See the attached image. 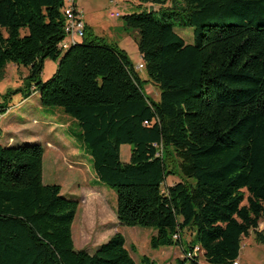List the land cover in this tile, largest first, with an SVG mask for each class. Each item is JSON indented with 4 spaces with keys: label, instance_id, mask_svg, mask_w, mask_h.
I'll list each match as a JSON object with an SVG mask.
<instances>
[{
    "label": "trees",
    "instance_id": "16d2710c",
    "mask_svg": "<svg viewBox=\"0 0 264 264\" xmlns=\"http://www.w3.org/2000/svg\"><path fill=\"white\" fill-rule=\"evenodd\" d=\"M139 1L161 6L124 17L159 101L91 26L64 49L66 0H0V81L9 64L29 69L6 97L38 92L78 123L97 178L117 194L119 224L154 229L153 249L180 246L176 264H201V253L240 264L243 238L264 244V0ZM177 26L194 28V44ZM47 59L58 69L43 81ZM8 109L0 103V117ZM43 160L40 144H0V264H137L120 232L93 254L75 250L80 201L43 183Z\"/></svg>",
    "mask_w": 264,
    "mask_h": 264
},
{
    "label": "rangeland",
    "instance_id": "374dc122",
    "mask_svg": "<svg viewBox=\"0 0 264 264\" xmlns=\"http://www.w3.org/2000/svg\"><path fill=\"white\" fill-rule=\"evenodd\" d=\"M75 3L82 11L84 20L92 23L96 35L104 37L109 45L117 44L127 52L143 82L144 92L159 101L160 90L150 82L146 69L139 68L144 62L135 41V33L126 27L124 17L146 10L159 12L161 6H140L139 0H75ZM171 4L168 2L166 6L170 7ZM112 13H119L121 16L111 17ZM157 17L160 18L161 14L157 13ZM175 31L186 43L194 44V28L177 26ZM57 69L58 62L47 59L42 80L52 78ZM28 74V68L9 64L5 69L4 79L0 81V103L7 101L9 105L8 111L0 117V144L12 147L24 144L43 146V183L60 185L64 197L80 201L72 230L75 250L93 254L101 244L120 232L125 236L126 247L137 264H147L142 261L145 256L151 260V264H176L177 257L182 255L180 246L153 249L150 238L156 234L154 229L119 224L116 215L117 194L97 178L92 158L80 138L81 130L74 119L58 108L43 107L38 92L28 99H24L22 93L6 97L10 92L25 87ZM130 157L131 146L124 145L121 149L122 162L129 163ZM182 180L184 178L180 175L170 176L166 186ZM190 238L191 233L183 234L186 247ZM199 257L201 264H209L202 253ZM239 262L264 264V244L257 243L253 232L249 237L243 238Z\"/></svg>",
    "mask_w": 264,
    "mask_h": 264
},
{
    "label": "built area",
    "instance_id": "2783aa9c",
    "mask_svg": "<svg viewBox=\"0 0 264 264\" xmlns=\"http://www.w3.org/2000/svg\"><path fill=\"white\" fill-rule=\"evenodd\" d=\"M68 2V4H67ZM75 0H66L65 16H66V26L65 34L66 41L65 46L73 45L82 40L84 36L85 23L82 18V13L78 11L76 13L74 9ZM119 13H112L111 17H120ZM139 68H143V65H139ZM198 250V249H197ZM238 264V263H235Z\"/></svg>",
    "mask_w": 264,
    "mask_h": 264
},
{
    "label": "crops",
    "instance_id": "0c3cea01",
    "mask_svg": "<svg viewBox=\"0 0 264 264\" xmlns=\"http://www.w3.org/2000/svg\"><path fill=\"white\" fill-rule=\"evenodd\" d=\"M75 4H76V3H75ZM76 6H77L78 10L82 13V11H81V10L79 9V7H78V4H76ZM82 18H83V20H84V17H83V16H82ZM84 23H85V25H89V26H91L92 28H94L93 25H92V23H90L89 21H85V20H84ZM181 256H182V255H181ZM181 256H180V257H181ZM180 257H177V259L180 258Z\"/></svg>",
    "mask_w": 264,
    "mask_h": 264
}]
</instances>
